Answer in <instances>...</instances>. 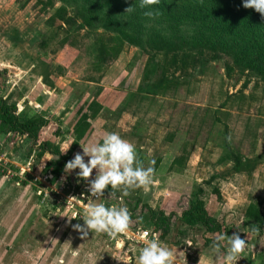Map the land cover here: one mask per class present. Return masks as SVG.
<instances>
[{
	"label": "rangeland",
	"instance_id": "obj_1",
	"mask_svg": "<svg viewBox=\"0 0 264 264\" xmlns=\"http://www.w3.org/2000/svg\"><path fill=\"white\" fill-rule=\"evenodd\" d=\"M170 3L0 0V99L43 121L33 139L0 121V264H137L153 238L121 247L73 227L87 203L72 196L96 170L84 179L65 164L109 132L135 145L154 180L89 202L125 198L130 232L152 230L176 264H223L222 233L248 242L236 264H264V61L239 55L236 35L220 48L206 25L167 19ZM116 31L120 48L109 42L101 57ZM56 149L61 173L44 166ZM197 201L207 222L189 224L182 213Z\"/></svg>",
	"mask_w": 264,
	"mask_h": 264
},
{
	"label": "clouds",
	"instance_id": "obj_2",
	"mask_svg": "<svg viewBox=\"0 0 264 264\" xmlns=\"http://www.w3.org/2000/svg\"><path fill=\"white\" fill-rule=\"evenodd\" d=\"M160 0H140L142 8L158 4ZM245 8H252L264 17V0H243ZM126 11L133 9L128 7ZM153 16L152 10L145 13ZM71 144L67 145L66 151ZM85 157H88L85 161ZM79 169L77 176L87 179L95 169V176L89 181L88 191L92 196H103L106 188L143 187L147 189L154 180V168L143 166L138 158L135 145L122 138L118 133L109 132L102 141L83 148L74 158L65 164V170ZM91 199V200H95ZM83 225L73 227L87 236L89 232L105 233L112 237L125 233L129 229L130 214L126 207L108 206L105 203L88 202ZM217 241H226L227 247L223 256V264H236L240 254L247 248V243L238 233L231 236L222 233L216 237ZM123 247V244L120 245ZM177 250L163 245L158 238H153L142 247L137 256V264H176Z\"/></svg>",
	"mask_w": 264,
	"mask_h": 264
},
{
	"label": "trees",
	"instance_id": "obj_3",
	"mask_svg": "<svg viewBox=\"0 0 264 264\" xmlns=\"http://www.w3.org/2000/svg\"><path fill=\"white\" fill-rule=\"evenodd\" d=\"M170 4L171 10L165 15L167 19H172L177 23L191 21L199 25H206L211 29L210 34L213 36L211 38L218 40L220 48L232 44L230 40L232 38L225 39L224 35H236L239 38L237 39L239 55L251 51L254 56L253 61L255 59L264 61V17L252 8H245L243 0H176V3ZM99 35L101 34L95 31V39ZM120 38L121 31H116L113 35L108 36L104 42L102 41V47H100L101 57L107 55L105 51L109 48V42H113L114 46L111 49L114 51L112 53H116L120 48ZM0 121L2 126L7 127V130L32 139L36 137L40 125L43 123L41 119L23 118L16 113L14 103L8 104L2 99H0ZM47 145V142L41 144V147H39L41 152L48 150ZM51 152L58 155V159H52L47 164L61 173L67 155L62 154L58 149ZM205 213L202 203L197 201L182 213V218L186 219L189 224H193L200 218L205 223L207 222L203 216V214L206 216Z\"/></svg>",
	"mask_w": 264,
	"mask_h": 264
},
{
	"label": "built area",
	"instance_id": "obj_4",
	"mask_svg": "<svg viewBox=\"0 0 264 264\" xmlns=\"http://www.w3.org/2000/svg\"><path fill=\"white\" fill-rule=\"evenodd\" d=\"M84 190H87V191L85 192ZM74 197L78 198L81 201H85L86 203H88L91 199H95V197L92 196V194L88 191V185H84L83 191L78 192L77 194L72 196V198H74ZM97 198H99V197H97ZM124 201H126L125 198H123V199L119 198L116 201L115 205H110V206L122 207ZM75 213H77L76 209H75ZM134 225H136L135 220L131 219V223L129 225L128 231H126L125 233L119 234L115 237L116 238L119 237L121 239L122 244H125V242H127V241H132V240L134 241L136 239H138L142 243H146L149 239L156 238V233H154L152 230H148V229L141 230V231H139V233H137V235H135L133 232H130V227H135ZM124 235H125V237H124ZM111 238H114V237L111 236Z\"/></svg>",
	"mask_w": 264,
	"mask_h": 264
},
{
	"label": "crops",
	"instance_id": "obj_5",
	"mask_svg": "<svg viewBox=\"0 0 264 264\" xmlns=\"http://www.w3.org/2000/svg\"><path fill=\"white\" fill-rule=\"evenodd\" d=\"M39 149H41V148H39ZM47 152V150H44V152H42V157L44 158V155H45V153ZM50 154V156H53V157H50L51 159H49V157H47L46 158V161L42 158V160H44V166L45 165H47V163L50 161V160H52V159H56L57 158V156L55 155V154H53L52 152H50L49 153ZM137 220H138V222H139V219L137 218Z\"/></svg>",
	"mask_w": 264,
	"mask_h": 264
}]
</instances>
